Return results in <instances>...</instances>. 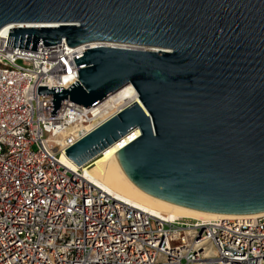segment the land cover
<instances>
[{
	"label": "water",
	"instance_id": "1",
	"mask_svg": "<svg viewBox=\"0 0 264 264\" xmlns=\"http://www.w3.org/2000/svg\"><path fill=\"white\" fill-rule=\"evenodd\" d=\"M6 46L36 52L62 41L78 79L51 96L90 108L130 85L120 110L65 156L78 167L134 129L114 157L140 191L218 216L264 214V0H0Z\"/></svg>",
	"mask_w": 264,
	"mask_h": 264
},
{
	"label": "built area",
	"instance_id": "2",
	"mask_svg": "<svg viewBox=\"0 0 264 264\" xmlns=\"http://www.w3.org/2000/svg\"><path fill=\"white\" fill-rule=\"evenodd\" d=\"M7 39L0 35V264H264V214L169 221L60 161L119 111L107 98L87 109L65 100L49 126L41 114H50L51 96L37 89L66 91L83 69L74 57L112 45L39 43L34 52Z\"/></svg>",
	"mask_w": 264,
	"mask_h": 264
},
{
	"label": "bare ground",
	"instance_id": "3",
	"mask_svg": "<svg viewBox=\"0 0 264 264\" xmlns=\"http://www.w3.org/2000/svg\"><path fill=\"white\" fill-rule=\"evenodd\" d=\"M11 28H20V25L9 26L0 31V35L7 36ZM113 47L122 48V46L112 45ZM138 96L135 90L130 85H125L116 92L107 97L102 102L108 110L120 111L122 108L130 104L137 103ZM90 127L79 132L78 136L83 135L90 130ZM139 136L137 129L132 130L117 142L101 151L99 156L89 159L86 166L78 167L65 156H61L60 161L73 171L81 170L82 174L93 182L96 186L104 190L110 195L130 204L134 208L152 214L159 218H164L169 221L179 219H190L199 221H211L232 216L209 215L205 213L190 211L180 208L163 201L150 197L137 189L123 174L120 169L114 154L125 147L130 142L134 141Z\"/></svg>",
	"mask_w": 264,
	"mask_h": 264
}]
</instances>
